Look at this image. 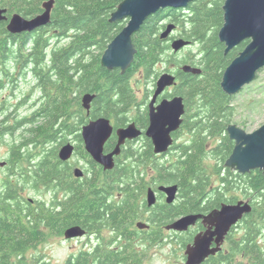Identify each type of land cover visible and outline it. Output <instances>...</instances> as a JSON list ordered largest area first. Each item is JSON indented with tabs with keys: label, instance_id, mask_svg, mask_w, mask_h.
<instances>
[{
	"label": "trees",
	"instance_id": "obj_1",
	"mask_svg": "<svg viewBox=\"0 0 264 264\" xmlns=\"http://www.w3.org/2000/svg\"><path fill=\"white\" fill-rule=\"evenodd\" d=\"M47 1L0 0V9L6 10L7 19L16 13L30 19L43 12L41 6ZM122 1L54 0L50 23L31 34H9L7 22L0 23V88L7 79L14 84L16 77L29 72L40 95L29 117L15 119L12 127L3 128L2 135L24 129L19 145L10 147L14 167L23 175L25 185L30 181L29 174L30 188L36 191L51 186L56 191H72L68 200L72 203L63 207L67 216L56 222L49 219L54 236H61L72 225L92 223L96 213L104 215L101 207L93 209L94 201H105L110 192L113 201H122L110 213L118 230L131 222L134 201H144L147 188L178 187L176 201L181 202L163 211V224L184 214L205 213L222 203L236 202L241 196L249 200L251 214L227 235L224 249L203 264H264V172L239 175L223 165L233 149L226 126L234 108L233 98L220 88L221 75L242 48L225 54L224 44L217 38L223 24L224 0H194L185 9H165L150 16L133 36L136 53L132 65L120 75L118 69L101 68L100 59L124 27L122 22H109ZM167 22L178 31L171 39L181 38L197 45L198 55L176 60V54L169 53V42L160 40ZM160 64L176 66L166 71L175 75L177 82L168 95L183 98L185 105L182 125L173 137L176 140L185 131L189 138L177 145L173 141L169 152L161 157L172 156L167 162L154 155L146 137L126 143L114 168L102 175L86 153L79 132L98 118L109 119L115 129L131 122L138 129H146L150 96L146 93L139 102L131 78L140 74L146 83L156 81ZM179 64L199 68L201 73H184ZM88 94L94 98L86 112L82 99ZM2 115V123L11 122L5 111ZM69 136L80 143L79 153L92 168L80 180H71L70 167L57 159L60 146ZM114 143L115 136L105 144V151L111 150ZM76 201H81V207H75ZM30 202L33 204L14 201L13 211L11 201H0V264H26V254L48 241L49 236L41 230L47 219L44 203L37 199ZM191 240L180 238L176 244L183 250ZM134 257L131 252L119 262L113 253L106 264H134ZM94 259L93 253L81 251L64 264H95ZM32 260V264H50L39 255Z\"/></svg>",
	"mask_w": 264,
	"mask_h": 264
},
{
	"label": "water",
	"instance_id": "obj_2",
	"mask_svg": "<svg viewBox=\"0 0 264 264\" xmlns=\"http://www.w3.org/2000/svg\"><path fill=\"white\" fill-rule=\"evenodd\" d=\"M194 0H123L109 16L110 23L127 21L122 30L109 42L101 55V68L107 71L117 70L124 75L134 61L136 49L132 42L133 36L140 30L144 22L153 14L165 9H185ZM54 0L45 2L41 7L43 12L39 16L27 19L20 14H14L9 19L5 16L6 10L0 9V23L7 22L6 30L12 35L31 34L50 23ZM223 24L218 32L219 41L224 44L225 54L249 41L243 51L230 62L225 69L220 88L230 97L240 93L244 87L250 85L259 71L264 69V0H224L222 6ZM160 33V40L167 41L175 30L174 24H168ZM172 53L190 46V42L183 39L168 40ZM181 71L191 75H200L199 68L183 65ZM176 78L172 73H163L157 78L155 90L148 103L149 119L145 129V137L153 146V153L157 156L167 154L173 145V134L182 125L185 105L183 98L176 96L172 99L158 98L164 90L175 87ZM94 96L85 95L82 99L84 109L89 112L90 103ZM157 103V105H156ZM227 139L233 142L231 154L226 159L225 169L246 175L253 171L264 172V124L252 133L232 124L226 126ZM134 123L124 128L115 129L109 119L98 118L82 127L80 133L83 146L91 160L101 166L104 171H110L115 166V159L121 153L126 142L134 141L142 136V132ZM115 134L117 143L110 153H105V145ZM74 154V146L70 143L61 145L58 158L62 163L68 162ZM6 162H0V168ZM73 176L80 179L84 172L80 168L72 170ZM160 193L166 196L168 204L177 197V185L158 187ZM151 189L146 193L148 207L156 203L155 194ZM249 201H238L236 204H223L219 210L208 215H187L174 221L167 227L168 231L186 232L199 220L202 221L205 231L194 237L192 244L185 250V264H203L210 257L222 251V245L230 233L231 228L239 225L245 215L251 214L252 206ZM85 234L78 226L68 228L63 234L65 240L81 238ZM214 242L215 247H211Z\"/></svg>",
	"mask_w": 264,
	"mask_h": 264
},
{
	"label": "flooded vegetation",
	"instance_id": "obj_3",
	"mask_svg": "<svg viewBox=\"0 0 264 264\" xmlns=\"http://www.w3.org/2000/svg\"><path fill=\"white\" fill-rule=\"evenodd\" d=\"M248 43L249 41H245L239 45V47L242 46V48H240V51L238 54H240L243 51V49L246 47ZM173 88L174 87L164 90L165 92L158 98L157 103H159L161 100H164V99H167L170 101V99L176 97L177 95H168L169 93L170 94L172 93L171 90ZM1 89L2 88H0V90ZM149 102L150 100L146 103L147 116L149 115V108H148ZM132 123L133 122L129 124H132ZM148 123H149V119H148ZM137 130L142 132V136L137 140L126 142V143L137 142L142 137H145L144 135L146 131L145 129L142 130L139 128ZM2 132H3V126H2V121H0V138H1ZM113 136H115V134H113L111 137ZM66 143H69V144L71 143L72 146H74L73 156L76 154H79L80 146L78 145L80 143L76 141V139L73 136H69L68 141ZM116 143H117V139H116ZM106 144H108V142ZM115 145L109 151H105L106 149H104L105 153L106 154L110 153L114 149ZM157 157H162V156L159 155ZM13 160L14 158L11 156L10 152L5 157L0 158V162H6V165L0 168V201H11L13 203L12 207L14 211V201H24V202L29 201V203L32 205L33 202H30V201H35V199H29L25 196L26 189L30 187L31 185V178L28 174V179H30V181L27 182V184L25 185L23 183L24 181L23 175L19 174V171L14 167ZM65 164H67L71 169L69 171L71 173V180L77 179L73 176V172H72V170H74L75 168H78L77 165L71 163V158L68 162H65ZM99 167H100L99 171H101L102 175L108 172V171L102 170L103 168L101 166ZM83 172L85 175L86 172L84 170ZM19 182H22L23 185L19 184ZM166 186H171V185H166ZM52 187L53 186L48 187V188L47 187L43 188V191L45 192L46 195L42 201L44 203V211H46L47 219H46V222L44 223L45 226H43L41 229L42 232L45 233L47 236H49L48 240L53 237L61 238L62 242H68V241L74 242V241L83 240V244H84L83 248H85L83 249V251L93 253V258H95L94 259L95 264H106V261L109 260L108 256L113 253L117 254V259L120 262L124 260L122 258L124 257L126 258L127 254L131 252L135 255L134 264H142L144 260L143 257L145 256L146 252L151 251L152 249H155V248H162L164 243H168V244L175 243L176 244L180 240V238H185V237L192 239L191 242L188 243L190 245L192 244L194 237L197 234L204 232L206 229V227L203 226L202 221L199 220L194 226H191L188 230H186V232L179 233L175 231H168L167 227L171 225L174 221L180 219L181 217L187 216V215H194V213L184 214V215L175 217L173 218L174 220L166 224H163L162 222H160V218H162V216L164 215L163 211L165 209H170L171 207H176V205L179 204L181 201L175 200L173 203L168 204L166 202L165 194L160 193L158 191V187H152V188H147L145 193H143L144 201H136V202L134 201V205L132 206L133 207V216H132L133 218L130 219L131 222L128 224L127 227L123 225L121 226V228L123 229H120V230H118L115 227V222L112 220L113 218H111L110 213L114 212V209L112 207L122 201H113V195H112L113 192H110L106 195L107 197L105 201H94L93 209L97 211L101 207L102 211H104V215H102V213L101 214L96 213V215H93V218H95L96 220L93 221L92 223H88L87 225L77 224V225L70 226V227H73V226L80 227L82 230H84L85 234L81 238L65 240L63 234L70 227L66 228L61 234V236H54L51 234V230H52L51 225L53 224V222L51 223L49 219H54V222H56V221H60V219H63L65 216H67V213L64 212L63 207L65 205H68L69 203H72V201H68L72 196V191H69L66 189H60L59 191H56V189H51ZM149 189L154 191L153 193L155 194L156 203L148 207V204L146 201V196H147L146 193L148 192ZM238 201H240L239 197H238V200H236V202ZM246 201H249V200H246ZM236 202L225 203V204L233 205V204H236ZM223 204L224 203H222V205ZM222 205H220L219 207L213 208V210L207 211L205 213H197V214L208 215L214 210H219ZM75 207L76 208L81 207V201H76ZM13 217H14V212H13ZM87 217H89V215H87ZM236 226L232 227L231 231L233 230V228H236ZM225 241L222 245V250L225 247V243H226ZM186 247L183 249L184 251L183 255H181L182 261L184 262V264L186 261V256H184ZM211 247H215L214 242L212 243Z\"/></svg>",
	"mask_w": 264,
	"mask_h": 264
},
{
	"label": "rangeland",
	"instance_id": "obj_4",
	"mask_svg": "<svg viewBox=\"0 0 264 264\" xmlns=\"http://www.w3.org/2000/svg\"><path fill=\"white\" fill-rule=\"evenodd\" d=\"M123 26L127 24V21H122ZM166 24V23H165ZM167 24H171L168 23ZM166 24V26H167ZM164 30V29H163ZM162 30V31H163ZM177 28H175L171 37L178 35ZM170 38L167 39V41ZM169 42V41H168ZM170 45V44H169ZM198 46L195 44L181 50V52L176 53V60H182L184 57L196 56L199 54ZM172 51V50H171ZM169 51L170 54H175ZM192 58V57H191ZM195 59V58H194ZM193 59V60H194ZM196 61V60H195ZM186 65V64H185ZM188 65V64H187ZM182 65L179 64V67ZM176 66L173 64L158 65L160 75L167 73L168 70L175 69ZM17 74V72H16ZM256 79L244 89L233 96L231 100V106L234 108L232 113L230 124L243 129L248 133H252L259 129L262 124H264V69L256 74ZM157 79V78H156ZM134 93L138 101H142L144 95L148 93L151 97L152 91L155 90L156 81L150 80L146 83L141 80L140 74L135 75L131 78ZM139 81V84L137 83ZM142 81V82H140ZM15 83L12 84L10 80H6L4 87L0 90V121L3 120L2 113L8 116L9 121L2 123L4 127H12L14 120H22L25 117H29L35 107V103L40 99V95L35 90V79L29 72L24 75L16 77ZM148 101L150 98L147 99ZM24 129L16 131L14 135L10 133H5L0 138V158L5 157L10 152V147L19 145L22 140V135ZM189 138V135H185V131L179 136L178 139L174 140L175 144H180L183 139ZM80 145V144H79ZM78 145V146H79ZM174 153V152H173ZM164 156V155H163ZM161 162H167L172 159V156L160 157ZM71 163L77 165L82 171L84 170L86 174H90L92 170L91 165L87 158H84L81 153L71 157ZM25 196L29 199H37L43 202L45 197V192L41 189L36 191L28 187L25 191ZM240 201H246L243 197H239ZM84 244L82 241H68L62 242L61 238L53 237L50 238L46 243L38 246L36 250L29 251L26 254V264H32L33 257L39 255L40 257L48 260L50 264H64L71 255L78 254L83 251ZM183 250H180L178 244L175 243H164L162 248H155L151 251L146 252L143 257L142 264H184L182 261Z\"/></svg>",
	"mask_w": 264,
	"mask_h": 264
}]
</instances>
